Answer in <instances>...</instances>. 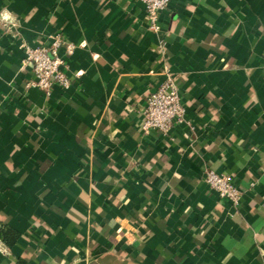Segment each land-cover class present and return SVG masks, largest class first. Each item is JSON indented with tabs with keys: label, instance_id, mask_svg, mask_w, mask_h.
<instances>
[{
	"label": "crops",
	"instance_id": "1",
	"mask_svg": "<svg viewBox=\"0 0 264 264\" xmlns=\"http://www.w3.org/2000/svg\"><path fill=\"white\" fill-rule=\"evenodd\" d=\"M5 10L0 264H264V0H171L158 31L141 0ZM57 37L70 82L47 94L28 86L24 45ZM165 66L184 120L144 132Z\"/></svg>",
	"mask_w": 264,
	"mask_h": 264
},
{
	"label": "built area",
	"instance_id": "2",
	"mask_svg": "<svg viewBox=\"0 0 264 264\" xmlns=\"http://www.w3.org/2000/svg\"><path fill=\"white\" fill-rule=\"evenodd\" d=\"M146 7V17L150 27L154 31L161 28L160 15L166 9L171 0H141ZM61 38L57 37L51 46L24 45L26 59L32 63L33 79L28 86L37 87L47 94H50L55 84L63 87L69 85V77L66 73V60L59 55L58 48ZM74 44L67 45V54H72ZM165 78L161 84L151 92L147 98V103L143 110L144 120L142 130L149 132L158 129L167 134L172 129L175 122L184 120L185 106L182 103L178 84L173 73L168 66L164 68ZM205 181L221 197L238 204L242 195L240 188L233 182L229 174L209 170L206 172Z\"/></svg>",
	"mask_w": 264,
	"mask_h": 264
},
{
	"label": "clouds",
	"instance_id": "3",
	"mask_svg": "<svg viewBox=\"0 0 264 264\" xmlns=\"http://www.w3.org/2000/svg\"><path fill=\"white\" fill-rule=\"evenodd\" d=\"M2 15V18L3 19H9L11 17V14L7 12V10L4 11L3 14H0Z\"/></svg>",
	"mask_w": 264,
	"mask_h": 264
}]
</instances>
